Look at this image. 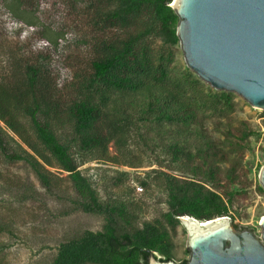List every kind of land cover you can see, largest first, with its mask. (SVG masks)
I'll return each mask as SVG.
<instances>
[{"label": "trees", "instance_id": "trees-1", "mask_svg": "<svg viewBox=\"0 0 264 264\" xmlns=\"http://www.w3.org/2000/svg\"><path fill=\"white\" fill-rule=\"evenodd\" d=\"M33 1L17 0L16 5ZM75 1L71 0L70 8ZM171 1L89 0L83 13L89 14L90 25L98 33L91 36L88 57L76 77L71 68L61 72L52 56L50 43L56 45L58 33L53 37L44 30L34 33L32 26L8 30L13 48L3 64L0 60V167L23 164L48 195L60 193L59 174L65 173L76 193L70 211L103 219L101 229L84 230L59 242L50 264H148L150 252L162 260L173 259L166 225L174 227L181 215L200 221L228 216L239 228L234 223L238 213L234 202L247 192L240 158L255 131L243 120L237 127L227 122L224 139L233 149L231 157L203 130L198 90L193 99L186 98L182 86L171 83L163 58L153 56L147 42L151 37L161 44L179 42L178 16ZM60 3L65 5L64 0ZM1 21L6 19L0 12ZM67 62L68 67L74 65ZM220 100L231 106V95L222 93ZM139 121L143 126L149 121L158 134H167L165 153L180 166L169 167L171 173L155 172L156 183L166 195L162 221L136 226L129 205L99 197L78 169L72 150L76 147L98 160L135 167L136 163L110 156L107 149L110 144L116 153L127 148L131 129ZM140 185L146 187L148 182ZM28 190L22 189L21 201L33 198ZM4 227L0 226V233L12 234ZM186 261L181 259L183 264Z\"/></svg>", "mask_w": 264, "mask_h": 264}, {"label": "rangeland", "instance_id": "rangeland-1", "mask_svg": "<svg viewBox=\"0 0 264 264\" xmlns=\"http://www.w3.org/2000/svg\"><path fill=\"white\" fill-rule=\"evenodd\" d=\"M16 1L0 0V12L6 19L5 23H0L1 63L10 56L8 50L13 48L8 30L32 26L30 28L34 33L35 30H44L51 37L58 33L56 45L50 43L52 56L58 60L61 72L66 74L71 68L73 77H76L88 57L91 36L98 33L90 25L89 14L83 13L89 0H76L73 8L69 7L71 0H64L65 5L59 4L60 0H34L32 5L18 2L16 5ZM66 11L69 12L67 15ZM147 42L153 56H161L160 60L163 58L171 83L180 84V91L186 98L193 99L195 90H198L200 100L196 104L202 114L203 130L221 143L231 157L233 149L230 150L224 139L227 122L237 127L238 120H243L255 131L245 142L240 158V174L247 181V192L236 197L234 207L238 213L234 216V223L260 237L264 189L258 182V172L264 166V109L250 105L235 92L218 90L202 80L185 63L179 42L175 45L161 44L152 37ZM67 55L69 57L66 59ZM67 61L74 65L68 67ZM222 93L231 95V106H225L220 100ZM131 131L127 148L116 153L110 144L107 152L110 156H117L119 161L136 163L135 167L98 160L94 154L79 151L76 147H73L72 153L78 169L88 178L99 197L125 202L135 217V225L141 226L144 222L162 221L161 214L167 210L166 195L156 183L155 172L171 173L174 171L169 167L178 168L180 165L170 162L163 147L169 140L168 136L158 134L151 122L143 126L139 121ZM50 169L59 174L55 168ZM0 172V226L12 232L0 233V260L3 264H50L59 242L78 237L84 230L101 229L102 216L80 210L70 211V199H74L76 193L65 179V173L59 174L62 178L58 182L60 193L48 195L34 174L21 163L2 166ZM144 180L148 182L146 187L140 185V181ZM259 186L261 191L258 190ZM24 187L29 189L27 194L33 198L21 201ZM68 210L70 213L64 214ZM166 226L174 246L172 260L178 263H181V259L188 260L190 253L186 247L184 226L180 221L174 227Z\"/></svg>", "mask_w": 264, "mask_h": 264}, {"label": "water", "instance_id": "water-1", "mask_svg": "<svg viewBox=\"0 0 264 264\" xmlns=\"http://www.w3.org/2000/svg\"><path fill=\"white\" fill-rule=\"evenodd\" d=\"M170 6L187 66L212 87L264 109V0H172ZM258 182L264 189V166ZM178 219L190 253L185 264H264V215L260 237L235 227L228 216ZM148 264L183 263L150 252Z\"/></svg>", "mask_w": 264, "mask_h": 264}, {"label": "bare ground", "instance_id": "bare-ground-1", "mask_svg": "<svg viewBox=\"0 0 264 264\" xmlns=\"http://www.w3.org/2000/svg\"><path fill=\"white\" fill-rule=\"evenodd\" d=\"M185 222V221H184ZM188 222H186V224H187Z\"/></svg>", "mask_w": 264, "mask_h": 264}]
</instances>
